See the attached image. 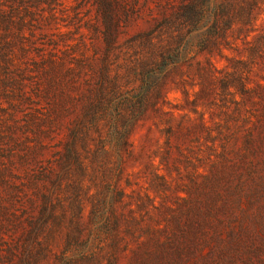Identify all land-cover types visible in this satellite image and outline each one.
Wrapping results in <instances>:
<instances>
[{"label":"rangeland","instance_id":"obj_1","mask_svg":"<svg viewBox=\"0 0 264 264\" xmlns=\"http://www.w3.org/2000/svg\"><path fill=\"white\" fill-rule=\"evenodd\" d=\"M0 264H264V0H0Z\"/></svg>","mask_w":264,"mask_h":264}]
</instances>
